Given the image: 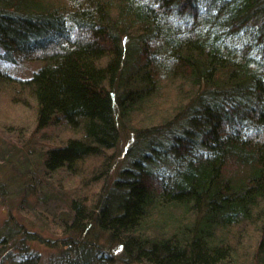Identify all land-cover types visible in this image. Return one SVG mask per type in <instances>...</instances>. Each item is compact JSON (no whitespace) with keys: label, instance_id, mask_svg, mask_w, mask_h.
Instances as JSON below:
<instances>
[{"label":"trees","instance_id":"obj_1","mask_svg":"<svg viewBox=\"0 0 264 264\" xmlns=\"http://www.w3.org/2000/svg\"><path fill=\"white\" fill-rule=\"evenodd\" d=\"M0 50V90L72 133L11 186L59 264H264V0H0ZM40 239L10 216L0 264Z\"/></svg>","mask_w":264,"mask_h":264},{"label":"rangeland","instance_id":"obj_2","mask_svg":"<svg viewBox=\"0 0 264 264\" xmlns=\"http://www.w3.org/2000/svg\"><path fill=\"white\" fill-rule=\"evenodd\" d=\"M0 56H2L1 50ZM36 64L37 62L21 60L18 65L21 69L18 70V73L21 76L30 75ZM9 67V64L1 65L0 63V69L9 70ZM25 103L22 105L20 96L17 95L14 98L10 90H0V188L4 185L11 191L8 195H3L0 192V224L3 225L10 216L14 217L16 223L24 224L28 229L37 233L39 238L42 237L40 241L27 242L42 254L39 264H59L64 256L63 251L66 250L62 240L66 236L57 227V224H49L41 214L36 217L26 215V212L22 208L20 209L22 197L18 195V192L13 191L12 187L23 177L18 170L19 160L24 161L27 160L26 157H29L34 171L41 172L43 168L38 155L43 154L51 147L65 143L72 133L62 125L40 130L35 114L36 104L31 100H27ZM132 141L133 135L130 132L122 134L118 151H116L122 161L126 150L133 146ZM122 166L123 164L120 168ZM39 177H43V175L37 173V179L33 180H38ZM34 200L35 197L30 198V201ZM98 239L104 244L102 238L100 239L98 236ZM4 264H8V262Z\"/></svg>","mask_w":264,"mask_h":264}]
</instances>
